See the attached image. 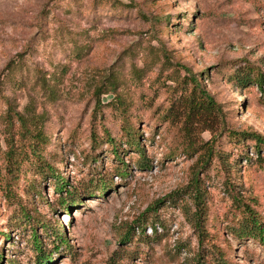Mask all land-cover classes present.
Returning <instances> with one entry per match:
<instances>
[{
  "label": "rangeland",
  "instance_id": "374dc122",
  "mask_svg": "<svg viewBox=\"0 0 264 264\" xmlns=\"http://www.w3.org/2000/svg\"><path fill=\"white\" fill-rule=\"evenodd\" d=\"M56 1L0 0L2 264H264V244L242 231L247 207L264 221V142L235 137L264 141V88L235 79L264 73V0ZM20 77L32 79L19 88ZM109 81L117 90L101 94ZM201 89L219 110L190 116L186 99ZM7 97L44 111L49 140L10 193Z\"/></svg>",
  "mask_w": 264,
  "mask_h": 264
},
{
  "label": "trees",
  "instance_id": "16d2710c",
  "mask_svg": "<svg viewBox=\"0 0 264 264\" xmlns=\"http://www.w3.org/2000/svg\"><path fill=\"white\" fill-rule=\"evenodd\" d=\"M18 58L19 59H15V60L14 58H12L6 64L8 73L10 72L12 73L19 66H21L22 59H20V55ZM31 79L32 78L20 77V78H17L16 81L14 78V81L19 88H25L27 84L31 81ZM235 79H236L237 84L241 87L256 83L260 85L262 88H264V73H258V75H254L253 73L249 71L247 73H238L236 74ZM194 80L196 82L198 81L197 79H194ZM34 82L35 84L41 83L42 79L38 78ZM108 84H109L108 87H106V85L104 86L103 84H101L98 87V89L103 87V91H100L101 94L115 92L117 90L116 83L114 81H111V82L109 81ZM201 90L197 93L196 91H192L191 95H189L186 99L187 105H188V108H187L188 114L190 116H192L193 113L212 114L219 110V104L214 100V98L210 95V93H208L205 89H201ZM55 92L53 91L51 96L48 97L49 101H56L57 96ZM8 101H9V105L11 106L10 110L12 112L9 113V115L11 116L10 123H9V127H10L9 136L10 137L8 138L9 149L6 152L7 164L5 167L6 172L8 173V176L5 179V183L7 185L5 186V188L10 193L12 192V180L14 179L11 176H15V175L17 176V174H19L20 168H21L20 163L25 159L27 160L28 159L27 156L30 153L34 155L37 160H43L44 155H43L42 150H44L45 147L48 145L49 140L45 133L44 123L42 122L44 111L39 112L38 110L34 109L32 112L29 111V112L24 113V112L18 111L17 108H14L9 98H8ZM97 104L98 105L102 104V101L100 98H98ZM122 108L124 109V112H125V106H122ZM16 124L18 126H17V132L15 133L14 131H12V129L15 128L14 126ZM126 131L130 135V139H129L130 145L135 147L136 150L139 151L143 156V158H141L143 159V161L139 163V166L149 167L151 162L144 159L145 154L143 151L145 150L140 145V139L138 135H136L133 132V128L130 125H128V127L126 128ZM235 137L240 138V140L241 138H245V139L252 138L257 141V145L260 144L261 142H264L262 136L256 133L238 132ZM18 138H20L21 140H24L22 145L17 144ZM97 140H98L97 137L94 136L93 142L95 144L98 142ZM115 153L117 156H119L120 154L118 152L117 147H115ZM46 164L48 165V163H45V165ZM122 164L123 166L117 172L118 174L123 175V174H126V172H128L129 165L125 164L124 161L122 162ZM50 168L52 170L53 166H50ZM66 185L67 184H66L65 179L62 177L61 179L57 181L56 187L57 188L59 187L60 189H62ZM97 185H99V188L100 187L102 188L101 192H105L109 188L106 182H103L102 184H97ZM1 188L3 189L2 185H1ZM246 209L249 212L245 214L243 221H242L243 222L242 231L246 232L243 234V236H252V237L259 238L260 241L264 244V221L260 219L259 215L257 214V211H254L253 209H251V207H247ZM196 216L197 215H195L193 218L191 217V221L193 222V225L195 226V228H197L198 230H201V219H202L201 214H199V216L197 217ZM60 226L61 225L59 224L54 226L53 232L56 234V236L61 241V243L65 244L66 237L64 233H63V236H61L60 231H62V229H60ZM153 226H155V224H153ZM44 227H47V225H44ZM143 227H145V225ZM4 234L6 235V233ZM201 234H203V231L201 232ZM135 236L136 235L134 234L132 235V233L125 235L123 237L125 243L134 240ZM7 237H10V235L7 234ZM38 248H39V252L44 254L43 248L40 246ZM4 260L5 259H4L3 252L2 253L0 252V264H2ZM9 264H12V262L9 261ZM217 264H229V262L226 261L225 258H221V260L219 259L217 260Z\"/></svg>",
  "mask_w": 264,
  "mask_h": 264
}]
</instances>
